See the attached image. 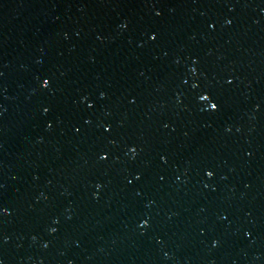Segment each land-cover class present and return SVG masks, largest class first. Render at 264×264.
<instances>
[{
	"label": "water",
	"instance_id": "obj_1",
	"mask_svg": "<svg viewBox=\"0 0 264 264\" xmlns=\"http://www.w3.org/2000/svg\"><path fill=\"white\" fill-rule=\"evenodd\" d=\"M0 261L264 264V0H0Z\"/></svg>",
	"mask_w": 264,
	"mask_h": 264
},
{
	"label": "snow or ice",
	"instance_id": "obj_2",
	"mask_svg": "<svg viewBox=\"0 0 264 264\" xmlns=\"http://www.w3.org/2000/svg\"><path fill=\"white\" fill-rule=\"evenodd\" d=\"M152 38H153V39L155 38V34H152ZM40 59H41V61H43V60H44V57L42 56ZM43 83L45 84V86H47V84H48V80L45 79V80L43 81ZM101 95H103V93H102ZM200 99H201V100H207V101H208V106H209V108H211V109H213V110H215V109H217V108L219 107L218 103L215 102V101H213L208 95H201V96H200ZM89 107H91V105H89ZM45 111H47V109H45ZM105 130L107 131L108 128L106 127ZM133 151H134V150H133ZM102 158H104V157H102ZM162 159H163V157H162ZM206 174H207L209 177L213 175V173H212L211 171H208ZM137 178H138V177H137ZM142 223H145V224H146L147 221H142ZM0 264H3V262L0 261Z\"/></svg>",
	"mask_w": 264,
	"mask_h": 264
}]
</instances>
